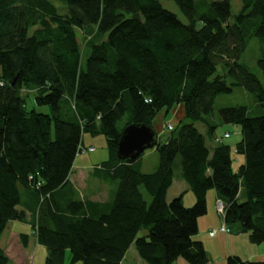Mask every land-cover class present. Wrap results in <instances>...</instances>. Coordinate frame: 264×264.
Here are the masks:
<instances>
[{"label": "trees", "instance_id": "trees-1", "mask_svg": "<svg viewBox=\"0 0 264 264\" xmlns=\"http://www.w3.org/2000/svg\"><path fill=\"white\" fill-rule=\"evenodd\" d=\"M174 1L188 22L161 0H0V237L9 221L37 212L38 239L48 247L44 264H65L66 249L72 262L123 264L131 245L145 264L179 257L211 264L194 238L210 189L226 204L224 217L217 211L222 225L231 231L238 224L253 243L264 242V114L249 116L244 104L219 110L223 121L241 126L234 150L244 162L237 169L227 137H214L219 94L241 86L264 106V81L242 61L253 38L264 42V0H241L233 21L231 0H212L201 12L195 0ZM79 31L90 46L85 64ZM220 61L224 74H216ZM258 64L264 76V53ZM31 94L50 112L29 109ZM180 105L183 118L154 147L155 170L118 157L127 124L153 126L159 110ZM83 133L104 134L120 162L113 200L96 216H86L81 200L61 202L60 212L51 198L68 182ZM178 156L196 197L191 206L184 193L167 199ZM52 201L56 210L47 211ZM0 264H10L2 248ZM226 264L264 259L229 256Z\"/></svg>", "mask_w": 264, "mask_h": 264}, {"label": "crops", "instance_id": "crops-1", "mask_svg": "<svg viewBox=\"0 0 264 264\" xmlns=\"http://www.w3.org/2000/svg\"><path fill=\"white\" fill-rule=\"evenodd\" d=\"M175 110V113L178 112L176 115L179 117L184 116V109L182 107ZM240 136L239 141L242 139V130ZM159 141L162 142L160 138ZM91 142L92 140L90 141V138L83 133L82 143L93 146ZM149 151L144 152L137 158V164L139 163L141 170L145 172H150L148 169H145V162L147 163L145 159L147 157L154 156L155 167H158L160 162V157L155 154L157 152L156 148L153 147ZM81 153L77 154L68 176L67 184L57 188L52 193L51 198L56 199L60 212L61 202L68 203L71 200H81L85 205L86 216H96L101 211L106 210L113 200L118 183L112 174L120 162L113 157V154H111L106 145L100 149L95 148L89 154ZM238 161L239 165L242 164L244 157L239 156ZM181 193H184L183 200L186 206H191L195 203V194L192 196L191 193L193 191L191 192L187 181L183 177L177 180L175 176L173 184L168 190V201H171ZM218 196L215 189L208 191L207 213L199 217L198 232L194 236L196 240L201 241L205 246L211 264H226L229 256H239L244 260L264 259V242L261 244L253 243L249 233L241 231L238 224L229 225L231 231L228 233L218 232L215 235H210L209 231L211 228H218L224 222L216 210ZM50 203L52 207L48 206L46 210L53 212L56 210V206L53 204V201ZM17 208L24 209L23 206H17ZM38 220L39 214L37 212L32 213L27 210V219L9 221L0 237V248L5 250L10 264H44L46 261L48 247L39 242L37 224L34 226ZM67 250L70 251V249H66L65 257ZM129 256H131V260L127 263ZM180 259L184 258H177L173 264H190L187 260ZM123 264H145V262L138 255L135 246L131 245L123 259Z\"/></svg>", "mask_w": 264, "mask_h": 264}, {"label": "rangeland", "instance_id": "rangeland-1", "mask_svg": "<svg viewBox=\"0 0 264 264\" xmlns=\"http://www.w3.org/2000/svg\"><path fill=\"white\" fill-rule=\"evenodd\" d=\"M211 1L212 0H195L198 11L199 12L205 11L208 7L207 4H209ZM161 2L164 7L175 12L182 21L188 22L187 17L184 15L179 5L174 0H161ZM231 5H232V13H233V16L231 17V21H233L234 15H237L238 13L241 12L243 8V4L241 0H231ZM86 40H87V37L84 34V32L79 31V41L81 42L83 48L86 47L83 58H82L83 64H85L86 58L90 53V46L89 45L86 46V42H87ZM262 53H264V42L258 38H253L243 54L242 61L245 62L248 65L249 69L253 73H255L259 77V79L263 82L264 81L263 72L260 69L259 64H258V59L262 55ZM226 70L227 68L224 62L220 61L217 64L216 74H224ZM24 93L26 94L27 91L25 90ZM237 104L246 105L248 108L249 116H257V115L264 114V106L258 104L255 94H253L252 92H249L244 87L236 86L234 87L232 92L221 93L216 97L214 120H215V123L217 124V127L214 131V135H215L214 137L223 138V136L226 133L230 134V137L223 138L222 141L232 146L233 157H234L233 163H234L235 168L239 167L238 157L243 156L234 150L236 143L239 141L241 137L240 136L241 126L237 123L223 121L221 119L219 110L223 107L233 106ZM27 105L29 109L35 108L41 112H50V107L47 105H38L32 94L29 95V97L27 98ZM182 106L183 105L177 106L175 109L177 110L181 108ZM176 113L174 112V110H170L167 112L166 109L163 108L159 110L157 115L155 116L153 120V127L155 128L156 132L159 133L160 140L165 141L167 137L169 136V134L171 133V131L167 129L168 123H172L175 127L179 123V121L183 118V117H179L178 115H176ZM123 123H124V120L119 121V126L121 127ZM196 126L202 132H205L206 128L202 123H197ZM160 127H161V130H160ZM84 135L90 138V141L92 140L91 143L93 144L91 145H93L95 148L100 149L105 145L108 148V140L104 134L92 135L90 133H85ZM93 137L95 138L93 139ZM214 137H211L212 143H216ZM85 145L88 146L87 144ZM149 150H152V148L146 149L145 152H148ZM89 153H90L89 151L83 152V154H89ZM155 154L156 156L160 157L158 151ZM145 160H147V163L145 162V165H146L145 169H148L149 171H153L156 169L157 166L156 167L154 166L155 165L154 156H149ZM174 169H175V176L177 180L182 178V168H181L180 156H178L176 159ZM191 194L192 196H194L193 195L194 193H191ZM70 251L67 250L66 252L65 264H83L81 260L72 262V257H71L72 255ZM181 258H184V257H181ZM130 260H131V256L128 257L127 263H129ZM180 260H186V259H180Z\"/></svg>", "mask_w": 264, "mask_h": 264}, {"label": "water", "instance_id": "water-1", "mask_svg": "<svg viewBox=\"0 0 264 264\" xmlns=\"http://www.w3.org/2000/svg\"><path fill=\"white\" fill-rule=\"evenodd\" d=\"M158 142V133L152 125L146 122H131L121 133L117 155L121 160H135L146 149L155 147Z\"/></svg>", "mask_w": 264, "mask_h": 264}, {"label": "built area", "instance_id": "built-area-1", "mask_svg": "<svg viewBox=\"0 0 264 264\" xmlns=\"http://www.w3.org/2000/svg\"><path fill=\"white\" fill-rule=\"evenodd\" d=\"M3 84H4L3 80H0V85H3ZM167 129L173 130L174 129L173 124L172 123H168L167 124ZM229 135H230L229 133H226L225 137H228ZM217 140H219V139L217 138ZM93 150H95L94 146H85L82 143H80L79 146H78V153H81V152H84V151L91 152ZM216 206H217V211L220 214V216L224 217L225 216V210H226L225 202L222 199L218 198V200L216 202ZM219 230L227 232V231H229V228L225 224H223L219 229L214 228V229L210 230V235H215Z\"/></svg>", "mask_w": 264, "mask_h": 264}]
</instances>
